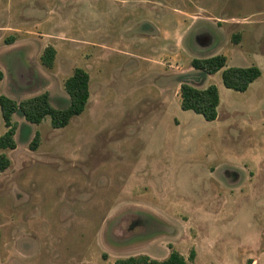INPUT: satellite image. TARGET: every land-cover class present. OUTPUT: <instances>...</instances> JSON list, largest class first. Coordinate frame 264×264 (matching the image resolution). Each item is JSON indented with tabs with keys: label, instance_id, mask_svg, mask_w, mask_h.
<instances>
[{
	"label": "rangeland",
	"instance_id": "1",
	"mask_svg": "<svg viewBox=\"0 0 264 264\" xmlns=\"http://www.w3.org/2000/svg\"><path fill=\"white\" fill-rule=\"evenodd\" d=\"M165 24L174 44L162 56L152 35ZM159 51L168 76L150 67ZM216 54L263 73L244 92L226 88L222 70L191 64ZM263 56L264 0H0V96L47 91L63 108L74 68L91 76L88 106L66 127L13 116L17 146L0 148V264L162 260L172 249L189 264H264ZM182 82L219 87L216 120L181 108Z\"/></svg>",
	"mask_w": 264,
	"mask_h": 264
},
{
	"label": "trees",
	"instance_id": "2",
	"mask_svg": "<svg viewBox=\"0 0 264 264\" xmlns=\"http://www.w3.org/2000/svg\"><path fill=\"white\" fill-rule=\"evenodd\" d=\"M56 57V48L47 46L41 56L42 64L52 68ZM192 67L203 75L215 74L222 70V81L226 88L244 92L261 75L262 70L257 65L247 67L228 66L227 57L216 54L204 58H194ZM90 74L82 67H75L72 74L64 82L65 90L69 96L67 106L55 107L50 98L49 92L26 98L20 102L6 96H0V108L7 130L0 136V148L14 149L17 146L15 138L19 123L13 119L15 114L20 115L27 123L40 124L46 117H50L53 128H64L73 117L82 114L89 103ZM220 92L215 84L206 88H198L187 82L180 85V105L183 110H191L203 116L207 121H214L218 118V107L220 105ZM22 125V136L26 137L32 128L29 124ZM40 134L36 132L30 148L36 150L39 146ZM10 165V159L5 154L0 155V171ZM195 257V250L190 253V258ZM115 264H189L188 260L176 249L162 260L153 259L147 255L139 257L120 258Z\"/></svg>",
	"mask_w": 264,
	"mask_h": 264
},
{
	"label": "crops",
	"instance_id": "3",
	"mask_svg": "<svg viewBox=\"0 0 264 264\" xmlns=\"http://www.w3.org/2000/svg\"><path fill=\"white\" fill-rule=\"evenodd\" d=\"M156 26V25H155ZM163 26V25H162ZM171 27L172 26H169L168 24H165L162 28H161V31L159 32V31H157V34L156 35H152L154 38H156V39H158V38H161L162 40H163V42H164V46H162V48H161V53H160V51L159 52H157V56L155 57V56H153V57H155V58H150V63H151V65H150V67H151V69L152 70H154V71H157L159 74L161 73L162 75H164V76H168V75H170V72H169V70H167V68L166 67H164L163 65H161L156 59H157V57L159 58L160 57V55H162L163 53V55H168V51H171V49H172V47H173V44H174V41H173V38H172V35H171V32H170V29H171ZM159 32V33H158ZM158 53H160V55L158 56ZM162 55V56H163ZM161 56V57H162ZM264 57V56H263ZM135 58V57H134ZM139 59V60H143V55H141V54H138L137 56H136V58L135 59ZM154 59V60H153ZM227 64H228V61H227ZM229 66V65H228ZM258 66V65H257ZM88 72H89V70L88 69H86ZM262 70V69H261ZM263 73V72H262ZM89 74H90V72H89ZM90 78H91V76H90ZM257 81V80H256ZM91 82V81H90ZM255 82V81H254ZM253 82V83H254ZM252 83V84H253ZM251 86V85H250ZM158 87V89H159V91H158V93H157V95H158V97L159 98H162V105H164V106H168V101H169V99H170V92L168 91V89H165V88H162V87H159V86H157ZM218 87V86H217ZM206 88V87H205ZM250 88V87H249ZM248 88V89H249ZM218 89H219V87H218ZM91 90V89H90ZM219 92H220V98H221V91H220V89H219ZM91 97V96H90ZM90 101V100H89ZM220 105H221V100H220ZM219 105V106H220ZM219 108V107H218ZM218 115H219V112H218Z\"/></svg>",
	"mask_w": 264,
	"mask_h": 264
}]
</instances>
